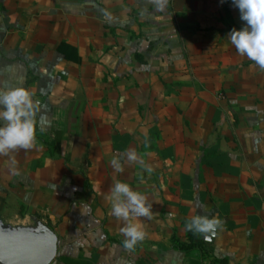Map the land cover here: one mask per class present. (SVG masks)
<instances>
[{"label":"crops","instance_id":"crops-1","mask_svg":"<svg viewBox=\"0 0 264 264\" xmlns=\"http://www.w3.org/2000/svg\"><path fill=\"white\" fill-rule=\"evenodd\" d=\"M243 26L232 0H0V88L37 102L15 173L0 156V231L52 234L50 264H264V69L227 38ZM130 149L151 172L113 169ZM116 180L153 205L132 249ZM198 215L222 223L193 244Z\"/></svg>","mask_w":264,"mask_h":264},{"label":"clouds","instance_id":"clouds-1","mask_svg":"<svg viewBox=\"0 0 264 264\" xmlns=\"http://www.w3.org/2000/svg\"><path fill=\"white\" fill-rule=\"evenodd\" d=\"M156 3L159 8H163L166 0H156ZM232 3L239 9L244 26L232 29L227 38L239 55L264 69V0H232ZM36 111L37 102L28 89L0 88V156L9 157V170L13 173L16 172L17 161L12 154L19 149H30L35 141ZM125 159L128 163L138 162L146 171H152L138 153L130 149L123 156L116 155L111 159L110 163L117 173L124 170ZM106 199L110 202L111 214L124 222L120 228L125 237L124 246L132 249L146 236L142 226L134 220L151 218L153 205L147 202L144 193L121 180L114 181ZM221 223L220 219L198 215L187 221L185 226L194 233H206L217 229Z\"/></svg>","mask_w":264,"mask_h":264},{"label":"water","instance_id":"water-1","mask_svg":"<svg viewBox=\"0 0 264 264\" xmlns=\"http://www.w3.org/2000/svg\"><path fill=\"white\" fill-rule=\"evenodd\" d=\"M213 234L206 232L202 239L210 240ZM55 253V237L48 232L0 231V264H50Z\"/></svg>","mask_w":264,"mask_h":264},{"label":"trees","instance_id":"trees-1","mask_svg":"<svg viewBox=\"0 0 264 264\" xmlns=\"http://www.w3.org/2000/svg\"><path fill=\"white\" fill-rule=\"evenodd\" d=\"M188 237L193 244H197L200 242L198 233H194L193 231L188 230Z\"/></svg>","mask_w":264,"mask_h":264}]
</instances>
